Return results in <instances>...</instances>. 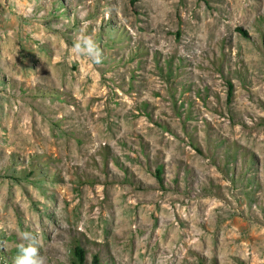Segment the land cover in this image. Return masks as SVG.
<instances>
[{
  "label": "rangeland",
  "instance_id": "obj_1",
  "mask_svg": "<svg viewBox=\"0 0 264 264\" xmlns=\"http://www.w3.org/2000/svg\"><path fill=\"white\" fill-rule=\"evenodd\" d=\"M25 232L45 264H264V0H0V264Z\"/></svg>",
  "mask_w": 264,
  "mask_h": 264
},
{
  "label": "clouds",
  "instance_id": "obj_2",
  "mask_svg": "<svg viewBox=\"0 0 264 264\" xmlns=\"http://www.w3.org/2000/svg\"><path fill=\"white\" fill-rule=\"evenodd\" d=\"M71 54L75 57L88 59L94 65L102 63V53L91 35H77L71 45ZM21 243L18 246V254L13 260V264H45V259L38 253V241L31 233L25 232Z\"/></svg>",
  "mask_w": 264,
  "mask_h": 264
},
{
  "label": "trees",
  "instance_id": "obj_3",
  "mask_svg": "<svg viewBox=\"0 0 264 264\" xmlns=\"http://www.w3.org/2000/svg\"><path fill=\"white\" fill-rule=\"evenodd\" d=\"M238 31L245 35L242 30L239 29ZM228 87V98L230 99L232 97V85L228 84ZM73 257V264H85V251L80 246L73 248ZM91 264H101L98 255L92 257Z\"/></svg>",
  "mask_w": 264,
  "mask_h": 264
}]
</instances>
